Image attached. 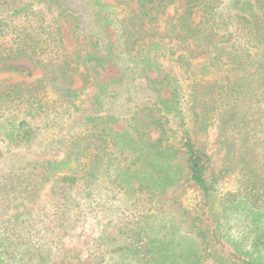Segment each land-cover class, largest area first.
Instances as JSON below:
<instances>
[{"label":"trees","instance_id":"16d2710c","mask_svg":"<svg viewBox=\"0 0 264 264\" xmlns=\"http://www.w3.org/2000/svg\"><path fill=\"white\" fill-rule=\"evenodd\" d=\"M179 1L0 0V264H264V0Z\"/></svg>","mask_w":264,"mask_h":264},{"label":"rangeland","instance_id":"374dc122","mask_svg":"<svg viewBox=\"0 0 264 264\" xmlns=\"http://www.w3.org/2000/svg\"><path fill=\"white\" fill-rule=\"evenodd\" d=\"M184 1H179L176 5L171 7L167 12V17L178 16L183 11ZM14 66L26 71L31 72L32 77L17 79L14 80L13 83H23L25 85L33 83L42 77V72L39 69L33 67V65L28 60H20L12 63ZM81 86V80L77 78L76 87ZM216 138L215 132L210 134V153L215 152L216 146H214V141ZM217 160V156L215 157ZM98 227L94 223H89L84 227H79L78 229L71 232L69 238L66 240V243L63 249L72 250L76 254L80 255L83 260L88 261V251L90 249V245L92 240L98 234Z\"/></svg>","mask_w":264,"mask_h":264}]
</instances>
